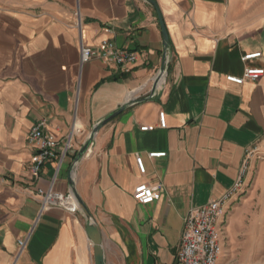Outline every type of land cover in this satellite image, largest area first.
<instances>
[{
    "label": "crops",
    "instance_id": "0c3cea01",
    "mask_svg": "<svg viewBox=\"0 0 264 264\" xmlns=\"http://www.w3.org/2000/svg\"><path fill=\"white\" fill-rule=\"evenodd\" d=\"M155 2L0 0V264H96L85 212L42 208L38 190L49 187L57 162L32 178L28 134L41 120L58 140L73 132L54 182L68 193L70 169L93 126L124 103L74 171L105 264H178L184 217L226 194L244 166L243 191L219 218L225 230L217 264H264L255 261L264 256V74L242 83L227 78L264 67V0ZM105 39L136 60L127 67L101 57L81 61L82 44ZM255 51L262 55L243 58ZM140 182L155 187L153 202L133 197Z\"/></svg>",
    "mask_w": 264,
    "mask_h": 264
},
{
    "label": "built area",
    "instance_id": "2783aa9c",
    "mask_svg": "<svg viewBox=\"0 0 264 264\" xmlns=\"http://www.w3.org/2000/svg\"><path fill=\"white\" fill-rule=\"evenodd\" d=\"M168 50V45H166ZM81 61L86 62L93 57H101L106 60H113L121 63L127 67L128 63L136 60L135 52H127L118 48L115 43L109 39L103 40L97 46L81 45ZM261 51L247 53L243 58L251 59L260 57ZM169 62V56H165V68L158 71L159 77L157 87L166 72V65ZM264 74V67L248 66L243 75H228V79L242 83L245 80H257ZM156 87V89H157ZM156 90L151 92L150 96L155 94ZM160 125L166 126L165 112L159 113ZM152 126H142V129H149ZM73 132H71L64 140H58L46 130V121L41 120L35 123L28 134L29 143L35 148V153L32 157L30 166L28 168L29 175L32 178L39 177L42 173L43 166L51 161H56V174L60 165L67 153L73 146ZM150 157L164 156L165 151H150ZM136 162L140 172L146 171L144 158L141 154H137ZM76 166L72 169L75 171ZM246 166L242 169L240 178H238L232 188L226 192L221 198L207 202L205 204L192 207L188 214L184 217L183 229L181 235V247L177 253L178 264H217L220 254L222 253L221 237L224 234V223L219 221L220 215L223 211L224 204L233 196L243 191L244 180L242 175L245 172ZM56 174L52 179L49 187L46 190L39 189L38 193L42 196V208H51L53 206H61L71 211L81 209L79 203L76 204V197L70 188V192L63 193L54 189V182ZM162 184H158L161 188ZM240 195V194H239ZM133 197L142 204L153 202L157 197L155 187L147 182H140L133 191ZM27 238L19 240L20 248H24Z\"/></svg>",
    "mask_w": 264,
    "mask_h": 264
},
{
    "label": "water",
    "instance_id": "95a60500",
    "mask_svg": "<svg viewBox=\"0 0 264 264\" xmlns=\"http://www.w3.org/2000/svg\"><path fill=\"white\" fill-rule=\"evenodd\" d=\"M151 1L153 4L156 5L155 0H149ZM158 16H159V20H160V24L162 27V32L164 35V39H165V43L166 45L169 44L170 42V38H169V34L166 28V25L164 23V18L162 16V13L160 12V10L158 9ZM165 68V65L162 66V69ZM159 77L156 78L155 83L153 85V91L156 90L157 87V83H158ZM129 103H124L122 104L119 108H117L116 110L110 112L107 116H105L103 119H101L99 122H97L87 140L84 142L82 148L79 150V153L76 157V159L73 161L72 167L70 169L69 175H70V182H71V188L72 191L80 205V208L85 212L87 218H88V224H87V232L88 235L90 237V239L92 240L93 244H94V251H95V261L96 264H105L104 262V252L102 249V239H101V234H100V230L98 225L94 222V220H92V214L89 210V208L87 207L86 203L83 201V199L81 198V196L78 194V191L76 189V184H75V179L72 178V169L78 164L80 158L88 151V149L90 148L91 144L94 141V137L97 133V131L107 122H109L110 120H112L113 118H115L118 114H120L123 110L126 109L127 105Z\"/></svg>",
    "mask_w": 264,
    "mask_h": 264
},
{
    "label": "rangeland",
    "instance_id": "374dc122",
    "mask_svg": "<svg viewBox=\"0 0 264 264\" xmlns=\"http://www.w3.org/2000/svg\"><path fill=\"white\" fill-rule=\"evenodd\" d=\"M73 174H74V173H73ZM262 260H264V256H261V255H258V256L256 257V259H255L256 262H260V261H262Z\"/></svg>",
    "mask_w": 264,
    "mask_h": 264
},
{
    "label": "bare ground",
    "instance_id": "6f19581e",
    "mask_svg": "<svg viewBox=\"0 0 264 264\" xmlns=\"http://www.w3.org/2000/svg\"><path fill=\"white\" fill-rule=\"evenodd\" d=\"M74 173V172H73ZM73 177H74V175H73ZM76 204H78V201H76Z\"/></svg>",
    "mask_w": 264,
    "mask_h": 264
}]
</instances>
